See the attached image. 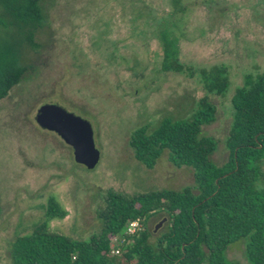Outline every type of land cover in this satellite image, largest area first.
I'll use <instances>...</instances> for the list:
<instances>
[{"label": "rangeland", "instance_id": "1", "mask_svg": "<svg viewBox=\"0 0 264 264\" xmlns=\"http://www.w3.org/2000/svg\"><path fill=\"white\" fill-rule=\"evenodd\" d=\"M44 7L48 26L29 57L35 72L0 102V264H11L16 238L45 221L51 196L66 216L49 220L50 231L89 240L101 228L97 211L108 189L192 186V170L174 167L167 151L148 169L129 142L134 131H152L165 118H192L206 94L199 71L221 64L231 84L224 97L210 96L216 121L201 135L218 140L212 160L224 163L231 100L246 74L264 72V0H184L180 19L172 16L171 0H44ZM163 28L179 38L181 62L193 76L162 71ZM48 104L90 122L100 153L95 169L77 164L72 148L37 124L38 109ZM166 222L163 213L149 219L151 243ZM245 248V240L232 244L228 260L246 264Z\"/></svg>", "mask_w": 264, "mask_h": 264}, {"label": "trees", "instance_id": "2", "mask_svg": "<svg viewBox=\"0 0 264 264\" xmlns=\"http://www.w3.org/2000/svg\"><path fill=\"white\" fill-rule=\"evenodd\" d=\"M182 3L171 0L175 18L185 14ZM47 26L44 0H0V102L35 72L29 57L41 48L38 37ZM159 37L162 71L193 76L181 62L175 33L163 28ZM199 76L206 94L192 118H165L152 131L137 129L129 142L134 158L148 169L167 151L174 167L192 170L194 184L134 194L108 189L97 211L101 228L89 240L50 231L49 220L66 216L51 196L45 221L11 243V264H235L226 252L240 240L246 243V264H264V72L246 74L235 91L228 158L220 165L212 160L218 140L201 133L216 121L210 96L226 95L230 71L224 64L214 65L201 69ZM161 213L167 222L151 243L146 224ZM135 219L143 221L144 230L126 237L121 254L112 255L111 245Z\"/></svg>", "mask_w": 264, "mask_h": 264}, {"label": "water", "instance_id": "3", "mask_svg": "<svg viewBox=\"0 0 264 264\" xmlns=\"http://www.w3.org/2000/svg\"><path fill=\"white\" fill-rule=\"evenodd\" d=\"M37 124L57 134L73 150L75 162L88 170L97 167L100 153L95 146L92 125L55 104L44 105L36 114ZM163 222L156 226V231Z\"/></svg>", "mask_w": 264, "mask_h": 264}, {"label": "built area", "instance_id": "4", "mask_svg": "<svg viewBox=\"0 0 264 264\" xmlns=\"http://www.w3.org/2000/svg\"><path fill=\"white\" fill-rule=\"evenodd\" d=\"M144 230V223L141 219L132 220L124 229L122 235L118 237L111 245V254L120 255L121 245L125 243L126 237L138 235Z\"/></svg>", "mask_w": 264, "mask_h": 264}]
</instances>
